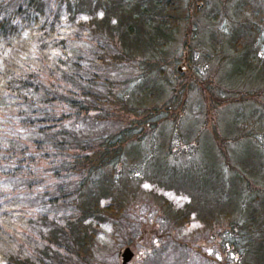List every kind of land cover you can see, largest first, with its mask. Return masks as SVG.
<instances>
[{
	"label": "trees",
	"instance_id": "16d2710c",
	"mask_svg": "<svg viewBox=\"0 0 264 264\" xmlns=\"http://www.w3.org/2000/svg\"><path fill=\"white\" fill-rule=\"evenodd\" d=\"M241 1L229 25L210 0H0V264H92L143 226V264H264L257 114L237 116L256 148L243 158L230 136L186 152L171 113L191 90L175 65L194 63L200 14L211 44L264 69V12ZM145 200L153 219H131Z\"/></svg>",
	"mask_w": 264,
	"mask_h": 264
},
{
	"label": "rangeland",
	"instance_id": "374dc122",
	"mask_svg": "<svg viewBox=\"0 0 264 264\" xmlns=\"http://www.w3.org/2000/svg\"><path fill=\"white\" fill-rule=\"evenodd\" d=\"M210 1L219 3L218 6L220 7H217V9L215 8L216 11L221 10L220 16L221 14L227 16L230 19L227 24L233 25L232 20L234 19L232 18V12L236 0H222L221 2L219 0ZM246 1L247 3L245 6L247 8L253 9L259 7L261 11L264 12L263 0ZM241 2L240 4H242ZM203 11H205V9H203ZM200 15L197 17V22L194 21V23L197 24L196 29L198 32L197 38L195 39L196 41L194 42V51L192 52L194 63L190 67L185 61L182 62L184 59H181V63L179 64L182 69L180 72L181 78L177 82H183L187 90L189 88L191 90L184 92L182 96L184 99H182L181 107L171 112L175 115L174 120H177L176 122L181 118H186L187 123V126H184L181 122L178 123L176 131L179 135V139L177 143L183 146V150L189 152L193 147L195 148L197 146L198 141H204L202 137L220 143V138L228 139V136H230L234 139L232 142L236 151L241 157L245 158L248 149L256 153V148L253 147L254 143L251 139L237 138L239 136V134H237L238 130L240 128L242 131L244 130V123L242 124L237 116L240 115L245 121L253 123L256 119L255 114H257L258 121L254 129L256 131L261 129L262 133L260 137L264 138V112L259 111L261 114L258 115L256 112L257 105L253 101L256 100L260 102L263 98L264 69L260 72H256L255 69L247 67L240 53H232L227 50L228 48L223 42H218L216 47L211 44V38L215 39L216 32H212L211 29L213 28L211 27V29H209L208 27L212 12H209L206 16L207 21L203 18L204 15ZM224 26L225 22L221 21L220 28L225 31ZM224 56L228 58L221 59ZM125 72L129 75L130 69L126 68ZM150 77L153 78L152 76ZM257 87L261 89L262 93H258ZM254 89H256L255 94L257 97L253 96V99L247 98L248 91ZM236 92H238L239 95ZM171 95V89L166 90V92L162 94L163 101L169 99ZM241 97L246 99L245 104L239 102ZM184 102L186 106H183ZM113 115L115 116V120H118V113H114ZM190 129L192 130L189 131ZM221 144H223V142H221ZM221 146L223 148L226 147L225 144ZM200 150L202 152L204 151L203 148ZM145 204H150V202L145 200L135 205L133 207V215H131L130 218L133 219V217H137L135 213H151L149 216L150 219H153V211L144 207ZM157 213H162V211L159 210ZM152 223L153 222L150 221V224ZM149 227L151 226H143V228L146 229V233L142 238H137L138 243L134 241L133 246L126 243L124 244L122 241V243L111 242L107 246L97 249L99 252L92 264H121L119 252L126 246H131L134 251V257L129 264H143L142 259L147 253L146 245L150 242L147 238ZM132 230V227L123 230V237L125 234V237L130 236Z\"/></svg>",
	"mask_w": 264,
	"mask_h": 264
},
{
	"label": "water",
	"instance_id": "95a60500",
	"mask_svg": "<svg viewBox=\"0 0 264 264\" xmlns=\"http://www.w3.org/2000/svg\"><path fill=\"white\" fill-rule=\"evenodd\" d=\"M182 67H178V70L181 71ZM134 253L130 247H125L123 251H121L122 263L121 264H128L129 261L133 258Z\"/></svg>",
	"mask_w": 264,
	"mask_h": 264
}]
</instances>
